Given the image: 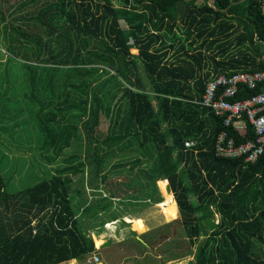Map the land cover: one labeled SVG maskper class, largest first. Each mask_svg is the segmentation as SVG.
<instances>
[{
	"label": "trees",
	"instance_id": "16d2710c",
	"mask_svg": "<svg viewBox=\"0 0 264 264\" xmlns=\"http://www.w3.org/2000/svg\"><path fill=\"white\" fill-rule=\"evenodd\" d=\"M236 1L212 0L217 9L207 0L24 3L39 5L25 20H41L46 39H37L21 64L27 91L8 115L35 122L40 156L51 168L15 192L0 170V264L87 260L98 251L94 242L106 241L84 232L70 175L92 168L101 181L91 189L99 190L107 183L102 170L115 158L111 170L119 174L139 166L140 156L148 158L149 184L161 180L165 212L176 218L179 207L189 246L182 253L174 247L171 259L192 254L186 264H264V152L255 162L214 154L220 131L244 143L256 140L255 128L225 125V117L195 103L212 78L264 71V0ZM263 90L264 83L239 86L234 100ZM73 146L82 153L57 163ZM128 222L129 234L142 228Z\"/></svg>",
	"mask_w": 264,
	"mask_h": 264
},
{
	"label": "rangeland",
	"instance_id": "374dc122",
	"mask_svg": "<svg viewBox=\"0 0 264 264\" xmlns=\"http://www.w3.org/2000/svg\"><path fill=\"white\" fill-rule=\"evenodd\" d=\"M41 1L43 3V0H39L38 4ZM26 2L27 0H0V104L4 101L3 103L8 105L4 109L2 108V112L0 110V170H2L5 180H7V190L9 192H15L36 184L39 180L38 175L42 176L38 173L39 170L50 173L49 168H51L50 161L44 155L40 156L39 134L35 122L33 120L23 121L24 123L19 122L13 116L8 115L18 107L16 101L13 102V100L18 98L20 100L19 104H22L21 94L23 91H27L25 85L22 84L23 82H19L21 79L18 73L19 68L26 61L25 58H28L32 51L36 49V40L43 41V39H46V34H44L46 28L41 25V20L33 22L25 20L35 15L36 9L34 6L37 8L39 5L34 3L24 5ZM13 84L15 87H13ZM4 92L5 94H3ZM7 98H10V100H7ZM29 106L32 109L31 116L35 117L33 110L37 106L36 101H32ZM2 128L6 131L1 130ZM22 140L25 144L20 147L18 144L20 142L24 143ZM76 153H82V151L75 146L65 150L57 158V163ZM129 158L134 159L135 156ZM11 159H14V161L9 162ZM115 159L102 171L107 174L105 181H111L108 188L117 195L119 194L117 191H121L123 194L120 195V200L114 201L115 207L112 206V209L105 211L102 218L96 217L99 212V202L92 203L91 209L88 210L90 218L84 222H90L91 226L99 225L96 228L97 231L107 230V226L115 229L113 226L118 228L123 224L128 225V220L131 218L141 221V218L147 215H141L140 212L144 211V207L147 206L148 210L144 214L151 215L149 209L152 204L144 201L147 199V188L151 189L153 185L155 187L158 185L160 188L159 183L157 184L158 180L155 184H149L150 180L148 178L151 174H149L150 167L147 165L148 158L140 156L141 164L139 166L133 167L130 173L123 171L119 174L111 170V167L116 163ZM109 170L110 174L108 175ZM92 172V168H85L84 172L78 176H70L73 177V181H101L99 178L94 177ZM142 173L145 174L142 175ZM118 181L123 182L120 184ZM126 189L131 190L128 192L131 198H125L127 196V193L124 195L127 192ZM156 194L161 197V201L156 199L158 197ZM155 195L153 206L159 211V215L154 218L150 217L147 222L141 221V224L145 223L150 228V232L145 233L146 227L142 225L140 230L134 232V234H129L127 228L122 226L124 234L119 241L113 237V239H107L108 241L102 246H95L98 251L93 253L98 254L104 264H186L192 259V254H186L175 259L169 257L170 253H174V247L178 248L177 253H182L181 249H186L189 245L183 234L181 217L177 215L176 218H172L165 212L161 204L156 205V203H163L165 200L161 189ZM98 198H101V194H98ZM107 202L111 203L109 198ZM115 209H117V212ZM115 217L119 219L114 221ZM111 218L110 223H103L105 220L110 221ZM215 218L217 219V215H215ZM88 226L87 223V226L82 228L86 229ZM63 264L98 263H89L84 260Z\"/></svg>",
	"mask_w": 264,
	"mask_h": 264
},
{
	"label": "built area",
	"instance_id": "2783aa9c",
	"mask_svg": "<svg viewBox=\"0 0 264 264\" xmlns=\"http://www.w3.org/2000/svg\"><path fill=\"white\" fill-rule=\"evenodd\" d=\"M264 83V71L238 72L231 75H219L210 79L200 100L196 104L210 109L215 116L225 117L224 124L232 120L239 127L251 124L256 131V140L236 143L225 130L220 131L215 140L214 154L217 157H244L246 162H255L264 152V90L245 100H234L239 86L256 89ZM193 145L187 143V146ZM101 257L92 253L87 262L99 263Z\"/></svg>",
	"mask_w": 264,
	"mask_h": 264
},
{
	"label": "crops",
	"instance_id": "0c3cea01",
	"mask_svg": "<svg viewBox=\"0 0 264 264\" xmlns=\"http://www.w3.org/2000/svg\"><path fill=\"white\" fill-rule=\"evenodd\" d=\"M170 56H171V53L168 55V57H170ZM207 70L208 69L206 68L205 69V72ZM23 144H25V142L24 143L20 142L18 144V146L23 147ZM11 161H14V159H11L9 162H11ZM160 181L161 180H158L157 181V184ZM73 182H75L73 184L74 192H73V195H72L71 199H72L73 204L75 205L76 210H77V219H79V222H81V226L82 227L83 226H87V223H88V225H89L88 228L85 227L86 229H83V230H84V232L86 234H88V235L91 236V238L93 239V242H94V239L96 237L97 238L98 237L99 238H102L103 241H108L109 239H113V237H115L116 240L119 241L123 237L122 235L124 234L123 231H122V226H124L125 228H127V232H129L128 225H126V224H123L121 226H118V228H116V226H113V227H115L116 230L115 229H112V228H107L106 227L107 230L102 229L101 231H97L96 228H98L99 225H93V226H91L90 222H84L85 220H88L90 218V215H89L88 210L91 209L92 203L94 201H97L98 200V202H99V210H98L99 212H98V215L96 217L102 218L103 217V214L105 213V211H108V209H112V206L115 207L114 201L115 200H120V197H121L120 195L123 194V192H121V191H117V192H119L120 195L119 194L118 195L116 194V197H114V198H111L110 197L111 195H110V191L108 190V185H111V181H107L106 184L104 182H102L103 184H100L99 185V187H100L99 190L91 189L92 187H91L90 183L92 181H73ZM118 182H120V184H122L123 181H118ZM167 182H168V185H169V180H167ZM159 189L160 188H159L158 185H157V187H155V185L151 186V189L150 188H147V199H145L144 201L150 202L152 204V206L149 209L152 214L151 215H148L146 213L144 214V212H146L148 210V206L147 207H144L145 210L144 211H141L140 214L141 215H147V216H145L144 218H141V221L147 222L148 220H150L149 219L150 217L151 218H154V217H157L159 215V211H157L156 207L153 206V204H154L153 203V201H154L153 200L154 199L153 197L156 196V195L158 196V194L155 195V193H158ZM78 190L80 192H77ZM126 191L127 192L124 193V195L127 193V196L125 198H131L130 197V194L128 193L131 190H129V189L127 190L126 189ZM98 194H101V198H98ZM171 194L174 196V199H175V195H174L173 191H171ZM106 198L107 199L108 198L110 199V201H111L110 204L108 202L106 204H103L102 199H106ZM123 198H124V196H123ZM80 199L83 202H80ZM175 201H176V199H175ZM112 202H113V204H112ZM161 203L162 202L156 203V205L161 204ZM176 203H177V201H176ZM115 211L117 212V209H115ZM177 211H178V216L180 217L178 204H177ZM136 214L138 215L139 213L137 212ZM132 216H134V215H132ZM111 219H110V221H107V220L104 221V219H103V221H104L103 223H107V222L110 223L112 221ZM118 219H117V217H115L114 218V221L115 220H118ZM82 222H84V223H82ZM142 225H144V227H146V232L145 233L150 232V228H148V226L145 225V223L142 224ZM117 234L120 235V237H118ZM94 246H96L95 245V242H94ZM71 261L72 262H75V260H71ZM66 262H70V261H66ZM101 263H103V262L101 261ZM101 263L99 262L98 264H101ZM61 264H63V263H61Z\"/></svg>",
	"mask_w": 264,
	"mask_h": 264
},
{
	"label": "water",
	"instance_id": "95a60500",
	"mask_svg": "<svg viewBox=\"0 0 264 264\" xmlns=\"http://www.w3.org/2000/svg\"><path fill=\"white\" fill-rule=\"evenodd\" d=\"M239 1H242V0H238L236 2H239ZM207 3L209 6L213 7L214 9H217V7L213 4L212 0H207ZM222 11H225V9H223ZM262 47H263V45H262ZM101 264H103V263H101Z\"/></svg>",
	"mask_w": 264,
	"mask_h": 264
}]
</instances>
